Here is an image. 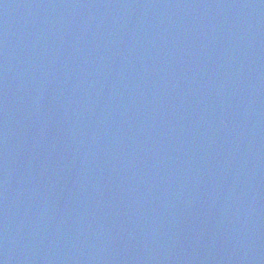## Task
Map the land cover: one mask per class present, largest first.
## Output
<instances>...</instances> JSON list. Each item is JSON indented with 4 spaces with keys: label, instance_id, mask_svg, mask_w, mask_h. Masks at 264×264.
I'll use <instances>...</instances> for the list:
<instances>
[{
    "label": "water",
    "instance_id": "1",
    "mask_svg": "<svg viewBox=\"0 0 264 264\" xmlns=\"http://www.w3.org/2000/svg\"><path fill=\"white\" fill-rule=\"evenodd\" d=\"M0 264H264V0H0Z\"/></svg>",
    "mask_w": 264,
    "mask_h": 264
}]
</instances>
